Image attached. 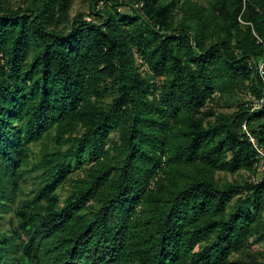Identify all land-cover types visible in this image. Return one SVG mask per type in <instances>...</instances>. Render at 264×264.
<instances>
[{
    "label": "trees",
    "instance_id": "16d2710c",
    "mask_svg": "<svg viewBox=\"0 0 264 264\" xmlns=\"http://www.w3.org/2000/svg\"><path fill=\"white\" fill-rule=\"evenodd\" d=\"M88 1L0 0V264H264V0Z\"/></svg>",
    "mask_w": 264,
    "mask_h": 264
},
{
    "label": "built area",
    "instance_id": "2783aa9c",
    "mask_svg": "<svg viewBox=\"0 0 264 264\" xmlns=\"http://www.w3.org/2000/svg\"><path fill=\"white\" fill-rule=\"evenodd\" d=\"M104 4V1L100 2L97 6H96V10L100 9ZM136 7H141V4L139 5H136ZM84 20L87 21V22H94L93 18L86 14L84 16ZM258 73H259V76L264 79V68H263V65L260 64L258 66ZM263 100H253L252 103L250 104L251 106V111H254L256 109H259L261 104H262ZM245 129V127H244ZM248 135V138H249V142L252 144L256 154H257V159H258V172L261 174V177L264 178V149L260 146H257L255 140L247 133Z\"/></svg>",
    "mask_w": 264,
    "mask_h": 264
},
{
    "label": "rangeland",
    "instance_id": "374dc122",
    "mask_svg": "<svg viewBox=\"0 0 264 264\" xmlns=\"http://www.w3.org/2000/svg\"><path fill=\"white\" fill-rule=\"evenodd\" d=\"M89 11H90V8H89L88 0H73V4L71 6V12H70L71 16H75L76 14H83V16H85L86 14L89 13ZM240 98L242 99V97ZM243 99L248 100L249 96H246ZM219 109L224 111L225 113H231L234 110V108L227 107L226 103L224 102L219 105ZM257 178H261V174L259 172H258Z\"/></svg>",
    "mask_w": 264,
    "mask_h": 264
}]
</instances>
